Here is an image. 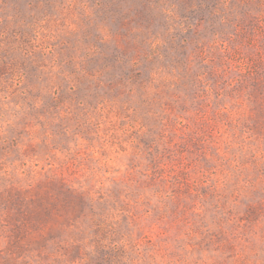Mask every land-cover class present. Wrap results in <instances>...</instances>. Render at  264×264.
Listing matches in <instances>:
<instances>
[{
	"label": "rangeland",
	"instance_id": "374dc122",
	"mask_svg": "<svg viewBox=\"0 0 264 264\" xmlns=\"http://www.w3.org/2000/svg\"><path fill=\"white\" fill-rule=\"evenodd\" d=\"M0 264H264V0H0Z\"/></svg>",
	"mask_w": 264,
	"mask_h": 264
}]
</instances>
